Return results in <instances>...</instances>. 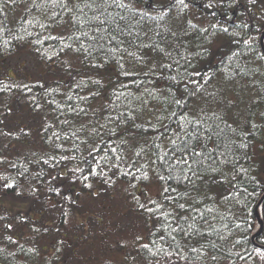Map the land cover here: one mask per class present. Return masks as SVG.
I'll return each instance as SVG.
<instances>
[{
  "label": "trees",
  "instance_id": "16d2710c",
  "mask_svg": "<svg viewBox=\"0 0 264 264\" xmlns=\"http://www.w3.org/2000/svg\"><path fill=\"white\" fill-rule=\"evenodd\" d=\"M203 2L207 0H192L187 13L193 22L201 26L215 19L204 15ZM246 6V0H240L239 11ZM136 7H147L145 0H140ZM258 7V5L254 7L252 13L248 14L254 17L251 25L254 32L257 25L264 24V19L255 18L261 16ZM55 11L59 12V9ZM239 11L234 13V16H238ZM224 12L225 9L218 10V16H223ZM52 14L50 0H35V6L33 0H15V3L8 0L7 3H0V28L4 29L0 31V87L15 82L17 85L27 84L31 88L30 91L20 87H15L11 91H0V178H4L0 179V264H53L54 246H60L61 242L62 251L55 264L154 263L150 253L139 248L135 241L136 236L141 237L139 243H149L153 251L157 247H167L169 243L173 246L179 243L188 254L189 245L197 248L203 246L202 250L207 256L189 262L244 263L239 261L234 253L243 249L251 252L253 248L260 246V241L264 239V211L257 209L255 199L246 201L243 193L240 196L234 194L230 200L219 199L216 203L204 201L196 205L198 211L203 212L208 219V223H204L197 216L195 221V228L203 234L202 237L193 235L189 239L180 233H173L176 241H171L168 224L175 226L172 217L167 220L162 218L161 223L156 225L159 229L156 235L149 234L156 230L153 227L156 217L149 219L147 213H141L134 206L124 191L129 178L119 175V169L111 168L109 160L123 168L133 162L144 163L145 157H135L133 144L145 145L147 141L150 145L155 141L163 148L168 147V138L176 129V124L167 119L158 123L152 114L153 110L159 115H166L165 109L173 110L165 102L168 81L157 79L159 72L151 77L150 83L147 77L141 75L139 79L144 82L137 87L132 82L137 78L135 75L128 77L120 75L116 63L114 61L105 63L102 54L95 55L94 62L99 67L92 68L90 66L92 58L85 60L82 52H73L68 48L61 51L65 43L72 44L73 48L77 47V44L67 40V35L72 29L65 22V14H60L57 19H53ZM148 24L151 25V22ZM172 26L178 29V22ZM76 35H79V32ZM61 36L64 37L63 40ZM260 36L257 34L253 41L257 50H261ZM167 39L170 44L177 47L179 43H183L191 51L199 50L202 43L209 47L197 33L184 36L178 31L177 38L169 36ZM81 42L85 45L88 43L86 38H82ZM217 43L222 44V41L218 40ZM179 52L184 54V48H179ZM226 52V47L217 48L216 45H212L211 55L203 59L191 57L192 63L197 67H206L210 63L219 66L218 62L221 59L227 63ZM140 54L150 63L153 58H160L156 51L150 49H142ZM176 55V52H173V56ZM126 67L134 68L139 65H133L129 61ZM248 67L252 68L254 75L241 74L228 82L218 77L213 80L212 87L219 88L224 96L234 101L230 110L225 111L229 123L235 120L243 124L249 113L256 114L250 119L259 125V128L249 130L246 139L249 147L237 153L238 165L248 169L247 174L240 177L243 182L238 187L247 188L248 192H252L255 183L251 177L264 179V119L258 115L264 111V103L256 105L250 103L258 92L264 94V61L250 64ZM89 79L101 80L103 89L98 90L96 85L88 83ZM81 80L85 81L86 86L76 87ZM123 84H127L128 88H122ZM145 88L155 92L157 98L148 96L144 92ZM114 90L125 92L126 96L117 100ZM127 93H132V96H128ZM81 96L88 99L86 101L78 99ZM134 96H141L148 101L147 106L137 114L134 121L119 123L104 119L109 115L115 116L120 111L127 112L129 108L140 107L139 101L133 99ZM68 97H71V100ZM69 106L76 108L77 111H70ZM79 108L85 109L86 114L79 112ZM148 121H151L155 131L149 126ZM164 124L168 125L166 132L162 127ZM48 125L51 127H47ZM99 125L105 127L100 128ZM233 127H236V124H233ZM111 129H115L117 135L113 136ZM53 133H58L60 138L53 137ZM162 134L163 138L156 139ZM230 135L231 133L225 129L221 139L227 142L225 138ZM121 140L126 143L121 144ZM81 141L87 143L82 144ZM54 145L60 147L56 148ZM94 147L99 150L98 153H93L95 159L99 161L98 170L103 168L109 176L117 173L113 177L114 184L109 187L102 179L94 178L90 181L93 183L90 190H81L78 182L70 185L69 170L77 164L86 168L82 161L84 158L93 160V156H89V151ZM112 147L118 149V153L123 155V160H115L116 154L111 152ZM50 156L57 159L65 156L67 159L57 163L50 160ZM105 156L108 160L102 159ZM45 160H48L47 164L44 163ZM52 177L55 179H50ZM4 183H12L14 187L5 189ZM171 183L176 187L175 182ZM197 184L201 186V193L210 191L213 195L217 193L227 195L229 188L228 184H221L218 180L212 182L211 176H206L203 183L197 181ZM50 186L60 187L62 194H69L77 200V205L70 206L68 202H61L59 196L48 191ZM138 188L140 191L137 194L141 195V199L148 195L156 197L160 191L154 175L152 182L146 185L138 184ZM177 191L183 193L185 186H179ZM17 192L20 194L17 195ZM191 195L195 197L197 193L193 191ZM5 198L24 205L22 209L10 210ZM199 199L203 200V195ZM237 200L241 203H237ZM245 203L246 212H241ZM206 208H212L213 211L206 212ZM261 209H264V205H261ZM164 210L173 212L176 216L189 215L188 212L175 209L174 205L167 203ZM62 211L68 212L69 216L64 217ZM247 212L251 214L247 215ZM242 220L251 223H243L237 228L236 224ZM188 223L192 221L189 220ZM7 224H11L12 228H6ZM34 228H39L40 231L36 232ZM160 236H163L164 240H160ZM110 237H113V244L107 241ZM237 239L241 241L239 245H235ZM153 240L156 241L155 245L151 243ZM213 244L216 245L215 248L212 247ZM212 255L217 256L216 261L210 259Z\"/></svg>",
  "mask_w": 264,
  "mask_h": 264
},
{
  "label": "snow or ice",
  "instance_id": "6c2138e0",
  "mask_svg": "<svg viewBox=\"0 0 264 264\" xmlns=\"http://www.w3.org/2000/svg\"><path fill=\"white\" fill-rule=\"evenodd\" d=\"M7 2L8 0H0V3ZM11 2L15 3V0H11ZM33 3L35 6V0ZM138 3L140 0H50L53 9L52 18L57 19L60 14H65V22L72 29L67 35V40L77 44V47L73 48L72 44L65 43L61 47V51L68 48L73 52H82L85 60L92 58L93 62L90 65L92 68L99 67L94 62L95 55L102 54L105 63L108 61L116 63L120 69V75L126 77L135 75L137 78L132 82L137 87L144 82L139 79L141 75L147 77L150 83L151 77L159 72L160 75L157 76V79L168 81L165 90V102L173 110L165 109L166 115L156 114L154 110L152 113L158 123L167 119L176 124V129L168 138V147L163 148L161 144L155 141H152L150 145L145 141V145L148 147L133 144L135 157H145L144 163L133 162L123 168H120L118 164H112L109 160L111 168L119 169V175L129 178L127 187L124 189L125 193L141 213H147L149 219L156 217L154 228L161 223L162 218L167 220L172 217L175 226L168 224L170 229L168 235L173 242L176 241V236L173 233H180L189 239L193 235L203 236L195 228V221L198 216L204 223H208L207 217L203 212H199L196 207L204 201L216 203L219 199L230 200L234 194L240 196L243 193L246 201L255 199L257 209L264 211L261 209V205H264V179L257 176L251 177L255 183L252 192H248L247 188L240 189L238 187L243 182L240 177L246 175L248 169L238 165L237 153L249 147L246 142L249 130H258L259 128V125L250 119L256 114L249 113V117L245 118L243 124H239L235 120L229 123L225 111L230 110L234 101L224 96L219 88L212 87L213 80L218 77L228 82L241 74L252 73L254 75L252 68L248 65L264 61V46H261V50H257L253 43L257 34L264 37V24L257 25L254 32L251 27L254 17L248 15L258 5L261 16L255 18L264 19V0H246L247 6L243 7L242 11H239L240 0H207V2L202 3V12L204 15L215 19L205 26L193 22V19L187 15L192 0H145L147 7L144 8H137ZM56 9H59V12L55 11ZM220 9H225L223 16H218ZM237 11H239V15L234 16ZM241 17L245 18L241 19ZM149 21L151 25L148 24ZM177 22L178 29H174L172 25ZM3 30L0 28V31ZM178 31L182 32L184 36H189L191 33L199 34L201 40L206 42L209 47H205L202 43L199 50L191 51L183 43H179V47L170 44L167 38L169 36L177 38ZM77 32L79 35H76ZM49 38L56 39V37ZM82 38L87 39V45L81 42ZM61 39L63 40L64 37L61 36ZM218 40L222 41V44H218ZM5 45H7V41H5ZM212 45H216L217 48H227L225 53L227 63L221 59L218 62L219 66L212 63L206 67L194 65L191 57L203 59L205 56L211 55ZM179 48H184V54L179 52ZM142 49L156 51L160 58H153L150 63L140 54ZM173 52H176V57L173 56ZM129 61L133 65H139V67H126V63ZM88 83L96 85L98 90H102L104 87L99 79H89ZM81 85H85V81L81 80L75 86L80 87ZM15 87L27 91L31 90L27 84L17 85L13 82L11 85L5 84L0 87V91H11ZM121 87L127 89L128 85L123 84ZM144 92L153 99L157 98V94L147 88L144 89ZM92 95H96V93H92ZM114 95L117 100L126 96L125 92L118 90H114ZM127 95L132 96V93H127ZM68 99L71 100V97ZM78 99L86 101L88 97L81 96ZM133 99L139 101L140 107L129 108L127 112L120 111L115 116L109 115L104 119L119 123L134 121L137 114L141 113L147 106L148 101L141 96H134ZM33 101L35 102V98ZM50 103H55V101H50ZM250 103L251 105L264 103V94L258 92ZM36 106L39 107L38 104ZM57 107L59 108V105ZM69 110L77 111L71 106H69ZM78 111L86 114L83 108H79ZM258 115L264 119V111ZM148 123L149 126H152L151 121ZM233 124H236V127H233ZM47 127L51 126L48 125ZM99 127L103 128L105 125H99ZM152 127L155 131L154 126ZM162 127L166 132L168 125L164 124ZM225 129L231 133L225 138L227 142L221 139ZM95 131L96 128L93 129V132ZM110 131L113 136L117 135L115 129ZM5 134L10 135L11 133ZM53 137L60 138L58 133H53ZM161 138H163V134L157 136L156 139ZM81 143L85 144L87 141H81ZM125 143L126 141L121 140V144ZM54 147L59 148L60 145H54ZM98 151L97 148H92L89 151V156H93V153H98ZM111 152L116 154L115 160H123V155L118 153L116 147H112ZM244 154L246 155V153ZM49 159L59 163L60 160L67 159V157L60 156L57 159L55 156H50ZM102 159L108 160V157L105 156ZM82 162L87 166L86 168L77 164L69 170L70 185L78 182L81 185V190H90L93 187V183L90 181L99 178L102 179L103 183L112 187L114 184L113 177L117 173L114 172L112 176H109L103 168L98 170L99 161L94 156L93 160L84 158ZM44 163L47 164L48 160H45ZM152 165H156V167H152ZM64 175L67 176V174ZM153 175L160 187L159 194L156 197L148 195L141 199V195L137 194L140 191L138 184L146 185L152 182ZM206 176H211L212 182L218 180L221 184H228L227 195L222 193L213 195L210 191L201 193V186L197 184V181L203 183ZM50 179H55V177ZM171 182H175L176 187H173ZM181 185L185 186L183 193L177 191ZM13 187L12 183L3 184L5 189ZM48 191L59 196L61 202H68L70 206L77 205V200L69 194H62V190L58 186H50ZM193 191L197 193L195 197L191 195ZM19 194L17 192V195ZM201 195H203V200L199 199ZM181 200L184 202H180ZM165 202L174 205L175 209L188 212L189 215L176 216L173 212L165 211ZM237 203H241V201L237 200ZM246 209L247 203L241 208V212H246ZM205 211L211 213L213 209L206 208ZM158 213L160 215H157ZM246 214L250 215L251 213L247 212ZM62 215L67 218L69 213L62 211ZM189 220L192 223H188ZM67 222L65 219V223ZM243 223L250 224L251 221L242 220L236 224V227L240 228ZM5 227L11 229L12 225L7 224ZM34 231L39 232L40 229L34 228ZM158 231L159 229L156 228L149 234L154 236ZM159 239L164 240V237L160 236ZM220 239H224V237H220ZM140 240L141 237L136 236L135 241L139 248L150 253L154 258V264H181V262L189 264L190 260L198 261L207 256V253L202 250L203 246L197 248L189 245L187 247L188 254L185 253L184 248L179 243H176L175 246L169 243L167 247H157L153 251L149 243H139ZM151 243L155 245L156 241L153 240ZM240 243V239L235 241V245ZM54 247L53 264L62 251V242L60 246ZM212 247L215 248L216 245L213 244ZM30 251L32 250L30 249ZM234 255L244 264H249V262L264 264V239L260 241V246L253 248L251 252L243 249L235 252ZM210 259L216 261L217 256L212 255Z\"/></svg>",
  "mask_w": 264,
  "mask_h": 264
},
{
  "label": "rangeland",
  "instance_id": "374dc122",
  "mask_svg": "<svg viewBox=\"0 0 264 264\" xmlns=\"http://www.w3.org/2000/svg\"><path fill=\"white\" fill-rule=\"evenodd\" d=\"M5 201H6V205L8 206V208L10 210H12V209H15V210L22 209V205H24V204H21V203L18 204L16 201L15 202H11L10 198H5ZM107 241L110 244H113V242H112L113 241V237L108 238ZM145 264H154V263H145ZM181 264H183V262H181ZM189 264H197V263L189 262ZM237 264H244V263H237ZM255 264H258V262H255Z\"/></svg>",
  "mask_w": 264,
  "mask_h": 264
},
{
  "label": "water",
  "instance_id": "95a60500",
  "mask_svg": "<svg viewBox=\"0 0 264 264\" xmlns=\"http://www.w3.org/2000/svg\"><path fill=\"white\" fill-rule=\"evenodd\" d=\"M260 43H261V46H263V37L260 36Z\"/></svg>",
  "mask_w": 264,
  "mask_h": 264
},
{
  "label": "flooded vegetation",
  "instance_id": "af4514ba",
  "mask_svg": "<svg viewBox=\"0 0 264 264\" xmlns=\"http://www.w3.org/2000/svg\"><path fill=\"white\" fill-rule=\"evenodd\" d=\"M261 44V43H260Z\"/></svg>",
  "mask_w": 264,
  "mask_h": 264
}]
</instances>
